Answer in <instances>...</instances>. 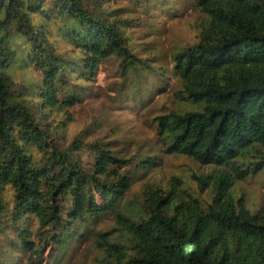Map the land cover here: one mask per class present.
I'll use <instances>...</instances> for the list:
<instances>
[{"label":"trees","instance_id":"obj_1","mask_svg":"<svg viewBox=\"0 0 264 264\" xmlns=\"http://www.w3.org/2000/svg\"><path fill=\"white\" fill-rule=\"evenodd\" d=\"M124 1L0 0V264H43L67 221L108 214L126 242L99 235L100 264H264V214L231 192L264 171V0H194L203 16L197 40L172 56L184 99L201 109L159 118L161 145L216 170L195 177L209 202L148 185L123 211L132 183L122 170L131 161L102 142L79 138L64 148L59 129L38 118L39 110L72 107L73 82L90 81L105 60L117 59L125 76L139 66L157 74L138 58L121 11L111 10ZM58 22L63 28L50 30ZM17 35L43 77L31 93L9 74ZM58 36L73 57L59 52ZM85 150L91 165L79 157Z\"/></svg>","mask_w":264,"mask_h":264},{"label":"rangeland","instance_id":"obj_2","mask_svg":"<svg viewBox=\"0 0 264 264\" xmlns=\"http://www.w3.org/2000/svg\"><path fill=\"white\" fill-rule=\"evenodd\" d=\"M145 2L126 0L112 6L111 10L121 11L119 17L125 20V34L135 44L138 58L148 66L157 67V74L150 73L146 66H139L137 71L125 76L117 59L105 60L90 81L73 82L77 101L72 107L39 110L37 115L39 119L41 115L45 116L42 121L59 129L64 148L79 138L89 144L102 142L119 158L131 161L122 170L131 177L132 183L120 205L123 211L129 202L134 203L136 197H141L143 188L148 185L175 187L209 202L207 192L199 193L195 177H207L216 171L212 166L200 165L193 158L166 154L161 145L158 121L172 112L201 109L184 99L181 81L172 72V56L196 42L203 16L195 8L194 0ZM44 19L42 15L34 16V23L39 25ZM60 28H63V22L51 26L50 30ZM56 40H61L60 53L74 56L71 44L59 36ZM11 48L16 56L9 74L30 93L38 90L43 77L28 65L31 49L25 38L18 35L11 38ZM28 100L41 102L39 97L33 100L28 97ZM79 157L85 164H92L93 156L88 150ZM149 162L155 165L151 166ZM231 192L235 197H244L250 211L264 214V171L244 181H236ZM97 200L102 205L101 196ZM114 215L90 218L85 223L74 222L71 226L69 224L73 223L67 221L65 229L58 233L60 243L52 241L46 248L47 259L43 264H100L104 254L95 246L99 235L108 234L113 241L126 242L124 234L115 225Z\"/></svg>","mask_w":264,"mask_h":264}]
</instances>
